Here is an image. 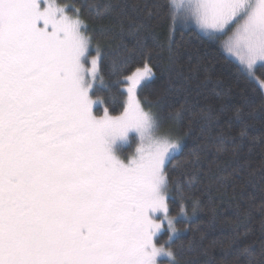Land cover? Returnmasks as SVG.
Wrapping results in <instances>:
<instances>
[{
	"label": "snow or ice",
	"instance_id": "snow-or-ice-1",
	"mask_svg": "<svg viewBox=\"0 0 264 264\" xmlns=\"http://www.w3.org/2000/svg\"><path fill=\"white\" fill-rule=\"evenodd\" d=\"M165 7L174 24L222 37L228 57L264 91L256 75L264 68V0H167ZM92 47L73 4L0 0V264H182L172 244L180 230L167 165L182 152L183 136L139 98L154 76L148 62L124 75L120 115L95 114L103 57L98 43L95 55ZM239 135L246 138L248 127ZM180 213L187 218L183 204Z\"/></svg>",
	"mask_w": 264,
	"mask_h": 264
},
{
	"label": "trees",
	"instance_id": "trees-1",
	"mask_svg": "<svg viewBox=\"0 0 264 264\" xmlns=\"http://www.w3.org/2000/svg\"><path fill=\"white\" fill-rule=\"evenodd\" d=\"M60 2L80 9L93 49L100 46L93 97L109 114L124 108V75L144 62L153 67L139 98L183 136L182 152L167 165L170 212L183 231L172 244L182 264H264V96L258 83L225 55L222 38L174 24L167 0ZM256 75L264 79L261 68Z\"/></svg>",
	"mask_w": 264,
	"mask_h": 264
},
{
	"label": "rangeland",
	"instance_id": "rangeland-1",
	"mask_svg": "<svg viewBox=\"0 0 264 264\" xmlns=\"http://www.w3.org/2000/svg\"><path fill=\"white\" fill-rule=\"evenodd\" d=\"M192 28H194V30L197 32V33H199L200 35H202V36H206L205 34H203V33H200L197 29H196V27L194 26V25H190ZM222 38V37H221ZM223 39V38H222ZM224 53H225V55L228 57V54L224 51ZM92 55H95V50L93 49V47H92ZM229 58V57H228ZM229 59H231V58H229ZM232 61H234L233 59H231ZM235 62V61H234ZM236 63V62H235ZM237 64V63H236ZM262 69V74L264 75V68H261ZM264 77V76H263ZM264 80V79H263ZM98 84V80L96 81V83H95V85H97ZM261 89V88H260ZM123 91H124V93H125V100H124V106H125V103H126V100H127V93H126V90H125V85H124V89H123ZM261 91H262V89H261ZM262 94H263V96H264V91H262ZM93 99L94 100H98L99 102L97 103V104H94V106H93V111H94V113L95 114H98V115H103L104 114V110L106 109L105 108V106H104V104H103V102H102V100L100 99V98H94L93 97ZM123 111V110H122ZM121 114V113H120ZM120 114H118V115H120ZM111 115V114H110ZM112 116H117V115H112ZM176 133V132H175ZM177 134V133H176ZM137 146V144H136V142H132L131 143V146L129 147L128 145H125L124 146V148H123V152H124V154L126 155V154H129V153H131L132 151H134V149H135V147ZM180 154V153H179ZM178 154V155H179ZM174 213V211H172V212H170V214H171V216L172 217H175L176 219H175V226H176V228L177 229H179L178 228V226H180L181 225V223L180 222H177V220H178V218H180L179 216H176L175 214H173ZM165 224H166V222H165ZM180 230V233L182 234L183 233V231L181 230V229H179ZM167 238H168V233H167V230H166V228H165V230L164 231H162L161 233H159L158 234V239H159V241L161 242V243H163L165 240H167ZM175 240V239H174ZM161 260L162 261H166V258H161Z\"/></svg>",
	"mask_w": 264,
	"mask_h": 264
}]
</instances>
